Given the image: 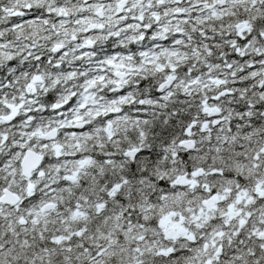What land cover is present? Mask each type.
I'll return each instance as SVG.
<instances>
[{"label": "snow or ice", "instance_id": "snow-or-ice-1", "mask_svg": "<svg viewBox=\"0 0 264 264\" xmlns=\"http://www.w3.org/2000/svg\"><path fill=\"white\" fill-rule=\"evenodd\" d=\"M0 264H264V0H0Z\"/></svg>", "mask_w": 264, "mask_h": 264}]
</instances>
